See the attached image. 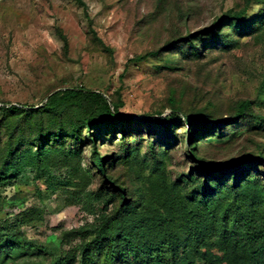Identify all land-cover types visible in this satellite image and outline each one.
I'll use <instances>...</instances> for the list:
<instances>
[{
	"label": "trees",
	"instance_id": "16d2710c",
	"mask_svg": "<svg viewBox=\"0 0 264 264\" xmlns=\"http://www.w3.org/2000/svg\"><path fill=\"white\" fill-rule=\"evenodd\" d=\"M74 1L90 22L93 44L111 54L93 28L87 2ZM197 6V0H157L152 15L169 21L170 36L129 63L154 57L160 71H184L189 62L202 63L214 51L232 52L247 37L264 40V0H243L193 30L187 23ZM56 33L67 52L68 36L60 27ZM185 92L172 91L163 106L171 110L167 116L163 108L141 118L122 112L120 94L107 96L84 86L56 90L38 104L2 100L0 197L29 168L36 178L66 169L70 177L51 186H74L72 194L84 197L97 216L63 230V249L56 255L26 236L21 223L32 216L5 219L0 264H21L26 257L40 259L25 264H264V141L257 139H264V80L254 97L218 105L211 100L185 104ZM118 123L140 128L133 134L124 129L119 149L103 153L94 130ZM179 123L185 128L181 137L175 132ZM161 128L165 135L157 141ZM242 137L246 142L236 157L222 160L205 153L206 146L227 150ZM176 140L186 142L187 170L169 168V146ZM85 144L90 147L86 168ZM95 177L100 186L90 189Z\"/></svg>",
	"mask_w": 264,
	"mask_h": 264
},
{
	"label": "rangeland",
	"instance_id": "374dc122",
	"mask_svg": "<svg viewBox=\"0 0 264 264\" xmlns=\"http://www.w3.org/2000/svg\"><path fill=\"white\" fill-rule=\"evenodd\" d=\"M85 1L93 28L113 49L111 54L93 44L90 22L74 0H0V104L2 100L38 104L56 90L84 86L106 92L107 96L120 94L124 101L121 110L127 115L141 118L165 108L163 115L167 116L171 110L163 106L168 104L175 88L186 91L185 104L193 101L204 105L211 100L218 105L229 98L254 97L264 80V40L249 37L230 53L214 51L202 63L189 62L184 71H160L154 57L129 63L135 55L162 46L170 36L169 21L164 16L152 15L157 0ZM197 3V14L187 23L193 30L240 6L243 0H197ZM56 27L62 28L69 38L67 52ZM138 128L129 123L95 128L96 144L103 153L117 150L123 130L133 134ZM175 132L181 137L184 126L179 123ZM164 135L161 128L155 139L160 141ZM257 139L264 141L261 137ZM243 140L246 142L245 137L238 138L227 150L208 146L204 150L209 157L229 159L241 154ZM175 144L169 146L172 157L169 168L187 170L186 142L176 140ZM84 148L86 168L90 147L85 144ZM44 174L36 178V170L29 168L13 186L1 192L0 224L5 219L14 221L22 214L32 216L21 223L26 236L43 243L48 253L56 255L63 249L60 240L63 230L91 223L97 215L84 204V197L72 194L74 186H51L57 178L70 177L68 170ZM98 186L100 179L95 177L89 188ZM39 259L26 257L19 262Z\"/></svg>",
	"mask_w": 264,
	"mask_h": 264
}]
</instances>
